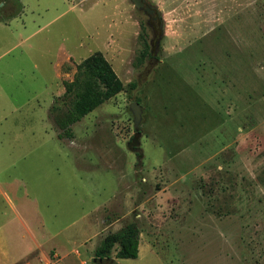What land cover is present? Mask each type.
<instances>
[{"label":"rangeland","instance_id":"rangeland-1","mask_svg":"<svg viewBox=\"0 0 264 264\" xmlns=\"http://www.w3.org/2000/svg\"><path fill=\"white\" fill-rule=\"evenodd\" d=\"M145 2L0 0V264H264V0ZM96 51L123 89L60 138Z\"/></svg>","mask_w":264,"mask_h":264},{"label":"trees","instance_id":"trees-1","mask_svg":"<svg viewBox=\"0 0 264 264\" xmlns=\"http://www.w3.org/2000/svg\"><path fill=\"white\" fill-rule=\"evenodd\" d=\"M65 95L73 94L71 107L58 122L62 130L58 137H71V124L113 97L123 89V83L111 64L99 52H93L78 65L72 81L65 82ZM116 258H136L139 228L135 222L126 223L116 232L107 233L96 246L95 261L108 260L114 247Z\"/></svg>","mask_w":264,"mask_h":264},{"label":"water","instance_id":"water-1","mask_svg":"<svg viewBox=\"0 0 264 264\" xmlns=\"http://www.w3.org/2000/svg\"><path fill=\"white\" fill-rule=\"evenodd\" d=\"M132 4L137 7V8H140V9H144L147 13H151L153 12L154 10H157L155 6H148L145 2V0H131ZM132 109L134 111V115H135V121L137 123L138 119H139V110H138V107H137V104L136 103H133L132 105Z\"/></svg>","mask_w":264,"mask_h":264},{"label":"crops","instance_id":"crops-1","mask_svg":"<svg viewBox=\"0 0 264 264\" xmlns=\"http://www.w3.org/2000/svg\"><path fill=\"white\" fill-rule=\"evenodd\" d=\"M154 1H157V2L159 3V5H160L161 0H154ZM159 7H160V6H159ZM156 9L159 10L160 13L163 12V10H162V9H159L157 6H156ZM161 10H162V12H161ZM163 17H164V18H167V15H165L164 12H163ZM64 91H65L64 86H63V89H60V88H59L58 91H57V93L54 94V97H55V96H59L60 94H63ZM53 101H54V99H53ZM52 104H53V102H52ZM51 106H52V105H51ZM51 106H50V107H51ZM51 249L54 250L53 257H54V258H55V257H58V254H57V252L55 251V249H54V248H51ZM26 256H27V255H26ZM48 264H50V263L48 262Z\"/></svg>","mask_w":264,"mask_h":264},{"label":"flooded vegetation","instance_id":"flooded-vegetation-1","mask_svg":"<svg viewBox=\"0 0 264 264\" xmlns=\"http://www.w3.org/2000/svg\"><path fill=\"white\" fill-rule=\"evenodd\" d=\"M148 5V4H147ZM157 10H154L153 12L151 13H148V15L153 19V20H156L158 19L159 17L157 16Z\"/></svg>","mask_w":264,"mask_h":264}]
</instances>
